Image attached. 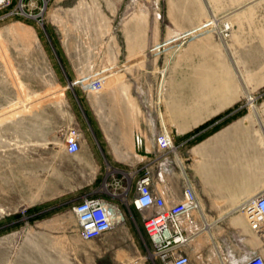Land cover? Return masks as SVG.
I'll return each instance as SVG.
<instances>
[{
    "label": "rangeland",
    "instance_id": "1",
    "mask_svg": "<svg viewBox=\"0 0 264 264\" xmlns=\"http://www.w3.org/2000/svg\"><path fill=\"white\" fill-rule=\"evenodd\" d=\"M131 30L143 44L133 54ZM91 43L104 54L108 77L93 93L94 109L71 84L70 63ZM115 88L134 96L111 98L115 105L130 100L134 117L140 106H161L169 132L171 106L196 114L222 109L230 115L225 125L242 116L258 130L241 145L258 147L264 165V0H2L0 264H163L131 203L135 179L120 175L115 187L109 170L100 124L106 129L111 121L106 93ZM74 125L99 133L95 143L88 132L87 158L65 149ZM234 133L206 151H238ZM121 187L126 195L117 198ZM93 196L115 198L125 221L85 240L72 207Z\"/></svg>",
    "mask_w": 264,
    "mask_h": 264
},
{
    "label": "crops",
    "instance_id": "2",
    "mask_svg": "<svg viewBox=\"0 0 264 264\" xmlns=\"http://www.w3.org/2000/svg\"><path fill=\"white\" fill-rule=\"evenodd\" d=\"M127 47L129 48L128 39ZM70 63L75 72V80L80 77V68L86 70L90 65L86 61V55H81L79 62L72 60ZM99 66L95 65L94 68ZM122 91L125 90L115 88L106 93L107 107L113 108L108 117L111 121L106 129L100 124L103 137L111 147V152L108 153H111L113 165L109 170L114 176V186L118 187L122 182L120 175L134 178L136 182L143 176L144 168L149 164H155L151 187L168 202H178L182 197L184 185H193L201 201L203 215L199 212L192 213L198 228L191 234L188 243L179 246V254L187 255L190 264H235L241 263L246 259V255L253 253L264 256V221L257 223L259 229L253 228L245 211V208L264 191V165L261 159L263 153L258 147L243 148L241 145L244 137L251 139L253 132L257 133L258 129L250 126L251 122L242 120V116H238V121L225 125L230 115H222V109L216 113L210 111L196 114L180 112L171 106L170 119L175 121V124L166 125L175 144V147L167 152L172 170H163L159 175L156 165L164 158V151L158 146L157 136L166 123L161 115L162 107H150L148 111H141L140 106L136 118L132 115L131 106H126L130 100L124 99L126 103L115 105L114 99L118 96L134 97L131 93L126 95V92ZM93 93L95 92L83 91L80 94L92 109L95 106ZM111 98H114L113 101ZM209 113L211 115L203 121L195 123L200 115ZM212 119L215 120L208 122ZM206 122V126L195 131ZM232 128L234 134L238 135V151H206L222 137H226ZM80 129L83 146L78 153L87 158L89 149L84 143L88 142V132L95 143L99 140V133L93 125ZM92 146L91 143V150ZM93 159L92 153L91 160ZM225 161L230 164L221 163ZM118 190L117 198L126 194L122 187ZM97 197L106 198L120 208L115 198Z\"/></svg>",
    "mask_w": 264,
    "mask_h": 264
},
{
    "label": "built area",
    "instance_id": "3",
    "mask_svg": "<svg viewBox=\"0 0 264 264\" xmlns=\"http://www.w3.org/2000/svg\"><path fill=\"white\" fill-rule=\"evenodd\" d=\"M0 0V4H1ZM90 48V49H89ZM84 50V51H83ZM90 63L86 70L80 68V77L71 84H79L86 91L99 92L103 89L108 78L102 68L103 53L92 43L82 47V53ZM95 65H100L94 68ZM102 66V67H101ZM85 68V67H83ZM65 149L69 154H77L82 147L81 129L74 125L65 134ZM157 143L164 151V158L159 164V175L165 170L171 172V160L167 154L174 148L171 133L163 128L157 136ZM155 164L144 168L143 176L136 181L135 194L131 203L142 214V222L152 241L154 254L163 264H190V259L185 254H179V246L188 243L191 234L198 228L193 212L203 215V207L191 183L184 185L181 199L178 202H168L151 187ZM127 191V190H126ZM122 212L114 203L103 197H86L72 207V213L78 224L80 236L85 240L103 237L123 221L114 218L113 211ZM252 227L259 229L257 221H264V191L261 192L245 208ZM235 264H264V256L258 253L246 255V259Z\"/></svg>",
    "mask_w": 264,
    "mask_h": 264
},
{
    "label": "bare ground",
    "instance_id": "4",
    "mask_svg": "<svg viewBox=\"0 0 264 264\" xmlns=\"http://www.w3.org/2000/svg\"><path fill=\"white\" fill-rule=\"evenodd\" d=\"M139 17H140V19H139L140 23H145L144 22L145 21L144 15H140ZM128 26H127V28H128ZM140 26H142V25H140ZM131 31H133V30H131ZM128 32H129V30H128ZM137 35H139V33L136 32V30L133 31L132 33H128L129 48H130L132 54L135 53V51L139 48V46L142 47L141 44H140L141 43V39H140L139 36L137 38ZM132 54H131V56H132ZM135 56H136V54H135ZM174 147H175V144H174ZM112 213H113L114 218H116L118 220L123 221L124 218H125V215H124L123 212H117L116 210H114ZM259 222L260 221H257V223H259Z\"/></svg>",
    "mask_w": 264,
    "mask_h": 264
}]
</instances>
